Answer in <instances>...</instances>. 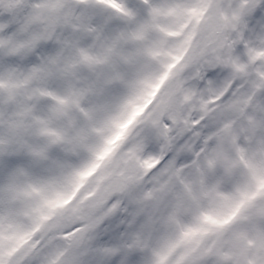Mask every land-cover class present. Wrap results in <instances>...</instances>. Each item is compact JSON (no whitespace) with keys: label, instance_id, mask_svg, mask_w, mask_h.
Returning <instances> with one entry per match:
<instances>
[{"label":"rangeland","instance_id":"1","mask_svg":"<svg viewBox=\"0 0 264 264\" xmlns=\"http://www.w3.org/2000/svg\"><path fill=\"white\" fill-rule=\"evenodd\" d=\"M33 1L0 0V126L28 150V163L0 161V264H264V0ZM99 11L133 19L147 63L165 71L115 72V99L91 108L85 88L59 85L113 58L119 36L100 49L80 37ZM161 31L179 54L159 53ZM81 114L69 146L63 131ZM130 156L139 183L108 201L105 179ZM140 198L153 215L133 213Z\"/></svg>","mask_w":264,"mask_h":264},{"label":"trees","instance_id":"2","mask_svg":"<svg viewBox=\"0 0 264 264\" xmlns=\"http://www.w3.org/2000/svg\"><path fill=\"white\" fill-rule=\"evenodd\" d=\"M30 1V6L29 8H33V6H35V2L33 0H29ZM182 3L188 4L190 2L194 3L197 5V7H200L201 5L205 4L206 5V1L204 0H179ZM28 12V11H25ZM114 15L117 16V18H115L113 21L107 19L106 15L102 14V12H96L94 15V20L95 23L97 25L96 29H92L93 24L91 23L88 24L90 25L89 30L85 31L83 34H81V39L85 42H87L88 44L92 45L94 48L96 49H100L105 47L106 45H104V41H103V37H105L107 39V41L109 40L108 38L110 37L111 39H118L119 41L116 42V44H113L112 42V50L110 51L112 53L113 58L111 57V59H109V62H88L87 61V65L84 68H80L79 69V73H78V77L76 79H74L73 81L71 80V78H68V73L67 72L65 75H63V79H60V88H66L67 86H71V87H76V86H82L83 88H85V90L87 92V94H90L89 96V102L87 103V106H90L91 108L97 105H102L103 102L105 100H113L115 99L114 95H116L117 92L120 91L119 86H120V82L118 79V76H115L116 73L120 70L125 71V73L128 76H134V78H136L137 76H142V73L145 71L147 73L146 76H151V77H158V74H162L165 71V68L163 67V64L158 63V62H153V63H147V50L145 48V46H142V39L138 40L137 38L134 37L133 33L131 32L130 26L132 23V20L130 17H119L117 12H114ZM140 15L143 17H145L146 19H148L150 22L155 23L157 16H155L153 13H151L150 11H147L146 7H143L141 9V13ZM161 19V18H160ZM155 31V29H154ZM153 37H155L156 39V47L159 48V53H163L164 47L165 45H170V44H174V51L176 50V54H179V44L177 43V41L175 40L174 42H171V39H167L165 37V32L161 31L160 34H156L153 35ZM67 38V37H66ZM75 38L76 37H72L71 39H69V42L71 44L74 45L75 43ZM61 39H64L63 37H61ZM64 41V40H62ZM66 41V40H65ZM107 44V43H106ZM142 44V45H141ZM43 51L46 49L47 50V46L45 47H41L39 48V50ZM179 48V49H178ZM179 51V52H178ZM136 53V57L132 58L131 56ZM164 59V58H163ZM165 59L167 60H171L172 57L171 55H167L165 57ZM133 60L135 62H133ZM29 67V66H28ZM132 70H135V74H131ZM58 78V77H57ZM80 78V79H79ZM141 84V83H140ZM139 84V85H140ZM144 85V84H143ZM142 84L140 85V87L143 86ZM140 89V92H142V89ZM66 97L67 99L69 98V93L66 92ZM87 97V95H86ZM77 98V97H74ZM47 105V104H46ZM84 111V110H82ZM83 113V112H82ZM69 117V116H68ZM88 118V116H86V114H81V116L76 117L74 120L75 122L73 124H67V128L66 131H62L64 132V136H65V140L66 142L69 144V146H76L79 142V138H78V132H79V124L82 123L84 120H86ZM89 119V118H88ZM73 118L69 117L67 118L66 121L70 122L72 121ZM49 121L51 122L52 125H64V122L66 124V121H60L59 123H57L54 120H51V118L49 119ZM70 125V126H68ZM0 137L5 138V142H7V145H3L0 146V161L1 164H3V166L5 167L3 169V171H6V167L10 166L12 164V162H16L18 165L20 164H25L28 163V153H27V147L23 144L24 147V151H22V148H18L17 142H15L16 140V133L15 130L16 128L10 127L6 128L4 126H0ZM4 127V128H2ZM88 132V131H87ZM24 134V136L26 135V137L30 138V135L28 132H22ZM26 133V134H25ZM92 136L97 137L99 135V132L97 131H92L91 133ZM64 139V138H63ZM23 141V140H22ZM154 149V148H153ZM11 152V155H9L8 152ZM48 156V160L51 161V159L54 158H58V156H54L51 155V153H47ZM60 157V156H59ZM166 161V160H165ZM13 165V164H12ZM161 166H163L162 164H160L158 166V168H161ZM154 172V171H153ZM152 172V173H153ZM179 190V189H178ZM180 191V190H179ZM174 196V195H173ZM141 201H136L134 202V205L132 207L133 209V213L137 215V217H141L142 215H146L147 213H150V215H153L156 212V206L154 202H146V201H142V198H140ZM168 204V203H165ZM183 205H181L182 208ZM146 208V213H141V209L140 208ZM165 211L168 212V205H165ZM163 208V209H164ZM185 209L184 207L181 209V211ZM178 229V227H176ZM176 229H174L175 231ZM137 257H140L137 256ZM141 258V257H140Z\"/></svg>","mask_w":264,"mask_h":264},{"label":"water","instance_id":"3","mask_svg":"<svg viewBox=\"0 0 264 264\" xmlns=\"http://www.w3.org/2000/svg\"><path fill=\"white\" fill-rule=\"evenodd\" d=\"M157 101V97L151 103V106L155 104ZM55 145V142H52V146ZM140 176V165L136 158V156H130L127 161L123 165L122 171L119 170V167H114L110 173L107 175L105 179L106 184V199L117 200L120 199L126 194L129 190H131L134 186L139 183ZM81 195V191H79L76 196L73 198L72 203L76 202ZM258 202H264V196L260 197ZM246 219L240 221V223H244ZM237 241L240 244L244 243L243 235H239L237 237ZM245 264H250L249 262H245Z\"/></svg>","mask_w":264,"mask_h":264},{"label":"flooded vegetation","instance_id":"4","mask_svg":"<svg viewBox=\"0 0 264 264\" xmlns=\"http://www.w3.org/2000/svg\"><path fill=\"white\" fill-rule=\"evenodd\" d=\"M240 235H242V234H240ZM246 262V261H245ZM248 262V261H247Z\"/></svg>","mask_w":264,"mask_h":264}]
</instances>
